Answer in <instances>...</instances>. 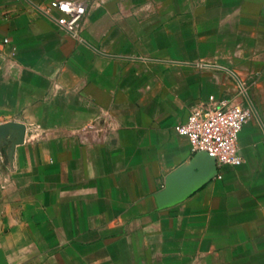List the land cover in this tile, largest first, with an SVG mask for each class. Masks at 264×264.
Listing matches in <instances>:
<instances>
[{"label":"crops","instance_id":"0c3cea01","mask_svg":"<svg viewBox=\"0 0 264 264\" xmlns=\"http://www.w3.org/2000/svg\"><path fill=\"white\" fill-rule=\"evenodd\" d=\"M53 1L0 0V264H264V0ZM221 100L213 168L176 127Z\"/></svg>","mask_w":264,"mask_h":264},{"label":"built area","instance_id":"2783aa9c","mask_svg":"<svg viewBox=\"0 0 264 264\" xmlns=\"http://www.w3.org/2000/svg\"><path fill=\"white\" fill-rule=\"evenodd\" d=\"M50 7L62 14L57 19L58 26L67 34L76 36L82 27L86 3L61 0L51 2ZM250 115L249 109L228 106L223 100L215 106L199 104L191 108L186 122L177 126L176 131L188 139L193 155L205 154L215 167L237 166L242 162L236 146L238 133Z\"/></svg>","mask_w":264,"mask_h":264},{"label":"water","instance_id":"95a60500","mask_svg":"<svg viewBox=\"0 0 264 264\" xmlns=\"http://www.w3.org/2000/svg\"><path fill=\"white\" fill-rule=\"evenodd\" d=\"M194 156H203V157H206L211 162L213 168H216L215 165H214V162L209 157H207L205 154H203V153H197Z\"/></svg>","mask_w":264,"mask_h":264}]
</instances>
